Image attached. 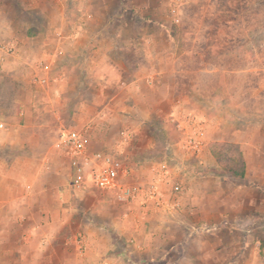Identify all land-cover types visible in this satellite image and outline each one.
I'll return each mask as SVG.
<instances>
[{"label":"crops","instance_id":"0c3cea01","mask_svg":"<svg viewBox=\"0 0 264 264\" xmlns=\"http://www.w3.org/2000/svg\"><path fill=\"white\" fill-rule=\"evenodd\" d=\"M152 1L0 0V264H33L34 258L35 264H73L77 258L78 264H92L82 245L93 238L103 242L105 236L119 246L101 259L118 256L123 264H152L150 253L125 245L128 232L118 239L117 231H123L119 217L131 219L144 208L149 209L147 223L157 224L154 200L140 195L132 202H119L114 191L94 186L77 195L63 155L35 176L41 156L61 131L77 127L81 117L108 116L121 108L139 128L121 156L127 175L120 180L146 187L167 172L168 183L157 185L166 195L169 183L191 173L197 181L195 194L209 201V213L241 225L217 231V244L209 238L216 255L207 264H249V258L241 257L245 252L253 257L254 251L259 263L261 249L253 238L252 222L264 186V109L256 102L264 91L260 55L242 54L247 61L236 65L229 60H236L238 52L220 49L214 56L220 61L213 64L210 37L202 34L210 24L203 18L182 17L166 23L157 17L161 0ZM186 23L194 29L185 28ZM202 49L209 50L208 61ZM101 56L116 68L118 81L87 75L85 68ZM262 72V78L243 81ZM132 81L137 90L128 87ZM61 84V96L68 99L53 103ZM81 104L83 110L78 111ZM124 127L120 120L97 119L87 133V151L109 153ZM225 147L232 148L228 162H243V176L222 166L218 156ZM201 157L206 165L197 167ZM65 187L73 203V210L61 216L67 215L68 223L56 227L40 250L39 229L27 242L25 236L46 217L58 225L52 214L66 207L57 198ZM235 232L244 239L232 249L223 235ZM161 248H171V243ZM194 254V246L189 253L180 244L169 258L171 264H181ZM155 264L165 262L157 258Z\"/></svg>","mask_w":264,"mask_h":264},{"label":"clouds","instance_id":"9594fccd","mask_svg":"<svg viewBox=\"0 0 264 264\" xmlns=\"http://www.w3.org/2000/svg\"><path fill=\"white\" fill-rule=\"evenodd\" d=\"M85 71L89 77L106 80L108 83L119 80V73L116 68L105 64L103 56H101L92 67H86ZM135 84L136 82L132 81L128 87L131 90H137ZM62 91L63 85L61 84V87L56 91V99L53 103H59L61 100L68 99L67 97L61 96ZM82 110L83 105L81 104L78 111ZM127 111L128 110L121 108L118 112L111 113L108 116L97 113L90 119L81 117L77 127L69 129L66 132L61 131L58 137L41 156L35 169V176L47 172L50 162L57 156L63 155L68 157L69 166H71L74 158L83 156L85 152L84 146L88 142L87 133L93 122L97 119H108L110 122L116 120L125 122V127L120 134V138L114 139L109 146L111 154L108 156V159L115 160L117 156H123L129 143L130 136L139 128V125L135 121H132L130 117L122 115V113ZM55 117L59 120V113H55ZM69 141L71 142L70 144ZM148 147L151 148L152 145ZM194 147L199 148L200 146L197 144L194 145ZM122 163L123 160L118 161L117 166ZM200 165H206V160L203 157L198 160L196 166L200 167ZM106 166L105 164L103 167ZM173 171H177V169H173ZM99 172L100 168L98 167L96 169L97 175ZM125 174L127 175V172ZM92 175V172L86 173L84 177V188L88 187V181L91 179ZM167 176V172L161 173L156 179V184L159 186L162 182L168 183V181L165 180ZM75 178L78 181L80 180L79 171L76 172ZM196 182L195 176L191 173H185L183 177L178 178L176 184H168L166 195H162L158 187L154 188L153 190L157 192V195L155 197L149 196L148 199L149 201H155L152 206V211L159 213V215L155 217L158 223L155 225H149L147 223L148 208L141 209L134 213L131 219H129L127 215L121 216L118 219L123 231L118 229V239L124 237L125 231L128 232V238L124 240L125 245H131L136 251L141 253H150L149 260L152 261V264H155L157 258L163 260L165 264H171L169 252H176L177 246L180 244L186 246V251L189 253L193 252L194 246L195 252L190 258L184 259L181 264H207V262L216 255L214 247L209 244V238L215 237L217 231L222 228L228 227L230 229H238L241 225L236 222H229L223 217H221V220H217L215 216L211 215L209 213V201L203 196H197L195 194L194 189ZM76 194H80L79 188ZM172 197L175 198L172 199ZM57 198L66 205L63 209L52 214L53 218L58 220V225L54 226L52 219L46 217L25 236L27 242L29 236L34 235L37 229H39L43 237L38 245L40 250L52 239V232L56 230V227L68 223V216L63 215V218H61L62 214L69 213L73 210V203L67 195L66 187L63 191L58 193ZM247 222L249 221H245V223ZM218 224L219 228L217 227ZM45 228H47L48 231H44ZM177 233H179V239H177ZM134 234L142 236V239H136ZM193 234L195 235V239L192 238ZM168 243H171V248H161L162 244L166 245ZM82 246L85 249L83 255L88 256L92 264H123V261L118 256L101 259L109 249L114 250L119 246V244L110 237L105 236L103 242L93 238L85 242ZM126 250L127 249H125V251ZM33 264H35V258ZM73 264H78V258ZM249 264H256L255 251L253 252V258Z\"/></svg>","mask_w":264,"mask_h":264},{"label":"rangeland","instance_id":"374dc122","mask_svg":"<svg viewBox=\"0 0 264 264\" xmlns=\"http://www.w3.org/2000/svg\"><path fill=\"white\" fill-rule=\"evenodd\" d=\"M148 3H152V0H147ZM188 0H161L159 2L157 17L166 20V23L170 21L178 22L180 18L194 19L203 18L205 23L210 26L203 30L202 34L210 37L209 45L211 52H214L211 62L219 63L220 59L216 56L220 49L231 50L238 52L236 60H229L233 64H242L247 61L245 58H240L242 54H255L260 55V65L264 67V0H194V2L187 3ZM176 5L177 10H173L172 7ZM187 29H194L193 26H188V23L184 25ZM203 45H198V48H202ZM202 53L204 49L201 50ZM205 61H208L209 50L204 52ZM203 60V61H204ZM254 77L257 80L258 77H263V72L245 76L243 81L252 80ZM215 80V78H214ZM211 79L210 83H215ZM241 81V78H239ZM248 93V92H247ZM258 105L261 104L264 109V91L261 93V98L256 101ZM254 118L255 116H251ZM232 150L230 147L222 149V153L218 156L222 166H226V170L234 175H239L243 172V162L240 159L235 161L227 160L228 151ZM168 151L167 157H172ZM163 173V172H162ZM71 175V174H70ZM261 180L264 184V172H262ZM68 180L69 177H68ZM69 188V186H68ZM101 190V189H99ZM116 192V191H115ZM114 192V197L117 201L122 202L117 196V192ZM259 198L260 201L256 206V213L254 222L250 220L247 225H252L255 228L253 238L259 242L260 257L257 256L259 263L264 264V186L260 187ZM255 192V194H258ZM247 194V193H244ZM247 211V208H244ZM210 226V225H209ZM224 240L229 243V247L235 249L236 245L240 246V243L244 237L240 233H231L223 235ZM213 244L219 243V239L211 237ZM230 253L231 250L229 251ZM240 256L236 255L234 258L238 259ZM242 259L252 260L250 252H245ZM240 258V259H241ZM234 260V259H232ZM236 262V261H234ZM257 262V261H256ZM240 264V262H238Z\"/></svg>","mask_w":264,"mask_h":264},{"label":"built area","instance_id":"2783aa9c","mask_svg":"<svg viewBox=\"0 0 264 264\" xmlns=\"http://www.w3.org/2000/svg\"><path fill=\"white\" fill-rule=\"evenodd\" d=\"M2 124H0V127ZM68 130H65L66 132ZM71 142L69 141V144ZM85 152L83 156L74 158L70 167V187L72 190L87 189L89 186H94L95 188L104 191H116L117 196L122 202H132L138 196L142 195L144 199H148L149 196L155 197L157 192L154 188H157L155 181H152L148 186L143 187L140 184L125 183L120 180V176L125 174L127 167L121 156H117L115 160H109V153L93 152L89 153L87 151V144H85ZM67 150V149H65ZM123 160L122 164L117 166V162ZM106 167H103L104 165ZM100 168V172L97 175L96 169ZM80 173V180L75 178L76 172ZM87 172H92L93 175L88 181V187L84 188V177ZM176 184V183H175ZM174 191V189H173ZM115 192V193H116Z\"/></svg>","mask_w":264,"mask_h":264},{"label":"trees","instance_id":"16d2710c","mask_svg":"<svg viewBox=\"0 0 264 264\" xmlns=\"http://www.w3.org/2000/svg\"><path fill=\"white\" fill-rule=\"evenodd\" d=\"M240 176H243V172H240V174H239Z\"/></svg>","mask_w":264,"mask_h":264}]
</instances>
